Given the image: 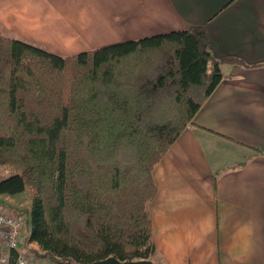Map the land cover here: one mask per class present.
<instances>
[{"label": "trees", "instance_id": "obj_1", "mask_svg": "<svg viewBox=\"0 0 264 264\" xmlns=\"http://www.w3.org/2000/svg\"><path fill=\"white\" fill-rule=\"evenodd\" d=\"M203 27L59 56L0 30V194L26 192L27 252L153 260L155 165L223 78ZM16 252L9 251V264Z\"/></svg>", "mask_w": 264, "mask_h": 264}, {"label": "crops", "instance_id": "obj_2", "mask_svg": "<svg viewBox=\"0 0 264 264\" xmlns=\"http://www.w3.org/2000/svg\"><path fill=\"white\" fill-rule=\"evenodd\" d=\"M191 27L206 30L217 59L242 64H221L222 80L153 168L152 261L264 264V0H0L5 36L59 56ZM25 194H0V207L25 221L27 241Z\"/></svg>", "mask_w": 264, "mask_h": 264}, {"label": "built area", "instance_id": "obj_3", "mask_svg": "<svg viewBox=\"0 0 264 264\" xmlns=\"http://www.w3.org/2000/svg\"><path fill=\"white\" fill-rule=\"evenodd\" d=\"M25 221L18 215L0 207V242L9 251H15V264H42L30 253L24 251L23 233ZM0 264H9L8 254L0 256Z\"/></svg>", "mask_w": 264, "mask_h": 264}, {"label": "water", "instance_id": "obj_4", "mask_svg": "<svg viewBox=\"0 0 264 264\" xmlns=\"http://www.w3.org/2000/svg\"><path fill=\"white\" fill-rule=\"evenodd\" d=\"M91 264H155V263L151 260L119 261L114 257H109L103 260L95 261Z\"/></svg>", "mask_w": 264, "mask_h": 264}, {"label": "rangeland", "instance_id": "obj_5", "mask_svg": "<svg viewBox=\"0 0 264 264\" xmlns=\"http://www.w3.org/2000/svg\"><path fill=\"white\" fill-rule=\"evenodd\" d=\"M8 173L9 172H7L6 170H4L3 168H0V179L3 178V177H5ZM25 196L29 198V196H28L27 193L25 194ZM29 202H30V200H29ZM35 258L38 259L39 262L42 263V264H50V262L47 259H40V258H37V257H35Z\"/></svg>", "mask_w": 264, "mask_h": 264}]
</instances>
